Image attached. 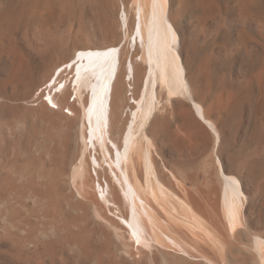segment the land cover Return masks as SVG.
Returning <instances> with one entry per match:
<instances>
[{"label": "bare ground", "instance_id": "6f19581e", "mask_svg": "<svg viewBox=\"0 0 264 264\" xmlns=\"http://www.w3.org/2000/svg\"><path fill=\"white\" fill-rule=\"evenodd\" d=\"M232 2L0 0V264H264V11Z\"/></svg>", "mask_w": 264, "mask_h": 264}, {"label": "rangeland", "instance_id": "374dc122", "mask_svg": "<svg viewBox=\"0 0 264 264\" xmlns=\"http://www.w3.org/2000/svg\"><path fill=\"white\" fill-rule=\"evenodd\" d=\"M257 3H258V6L259 7V11L261 12V9L262 11H264V0H257ZM217 5H218V12L221 14L226 15V17H229L233 12H234V3L232 2V0H217ZM256 13V12H255ZM225 17V16H224ZM174 19V18H173ZM195 15L194 13H189L187 15V18H186V23H182V21H178L176 22V20H173V23L176 25V27L178 28L179 32L181 34H184V36H186L187 32H189V29L188 27L186 26V24H190L192 22H194L195 20ZM177 23V24H176ZM180 23V24H179ZM185 24V26H184ZM236 29H238V26H233L232 28H227V27H224L221 29L220 33H218L217 35H215L212 39V42H211V45L213 44H222L223 42L224 43H229L230 42V32L231 31H236ZM184 31V32H183ZM93 42H99L98 41H94ZM137 60L139 59V55H137ZM229 62V63H228ZM228 62H225V63H218V67H217V70L219 71L218 73V78H216V83L215 84H218L217 80L220 78L219 76L221 75V77L223 78H226V77H230L231 74H235L239 67L238 65H236V63H232L230 61ZM227 63V64H226ZM220 67V68H219ZM227 74V75H226ZM224 75V76H223ZM128 96L130 94V92H127L126 93ZM73 97H71L72 99ZM129 101H132L131 99ZM64 111L67 113L68 110L67 109H64ZM70 114V113H68ZM248 132L247 134H245L244 138H247L248 137Z\"/></svg>", "mask_w": 264, "mask_h": 264}]
</instances>
